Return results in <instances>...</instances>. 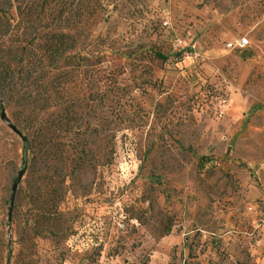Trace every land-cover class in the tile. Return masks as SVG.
Listing matches in <instances>:
<instances>
[{
  "label": "rangeland",
  "instance_id": "374dc122",
  "mask_svg": "<svg viewBox=\"0 0 264 264\" xmlns=\"http://www.w3.org/2000/svg\"><path fill=\"white\" fill-rule=\"evenodd\" d=\"M0 15V60L25 74L52 32L75 41L68 100L0 92V264H264V0Z\"/></svg>",
  "mask_w": 264,
  "mask_h": 264
},
{
  "label": "trees",
  "instance_id": "16d2710c",
  "mask_svg": "<svg viewBox=\"0 0 264 264\" xmlns=\"http://www.w3.org/2000/svg\"><path fill=\"white\" fill-rule=\"evenodd\" d=\"M2 15H0V20ZM47 43L42 44V50L44 54L39 58V62L43 64L41 71H33L25 74L24 68L21 67L19 70H15L7 64V62L0 60V92H7L8 90H14V88L19 85L20 89L17 94H20L22 99L27 98L26 90L21 91L22 84L30 80L32 85L40 88L38 92V99L41 98L44 101H51L58 98L62 100H68L70 97L67 95L68 87L65 86L67 79L69 78L70 71L65 70L61 72L60 64L69 62L71 56L67 55V52L74 47L75 41L73 37L67 33L62 32H52L48 38ZM86 59V58H84ZM34 65V63L32 64ZM31 65V66H32ZM54 67L59 70L60 74L57 76H48L43 70L45 67ZM55 94L59 96H55ZM70 103L71 100L66 101Z\"/></svg>",
  "mask_w": 264,
  "mask_h": 264
},
{
  "label": "water",
  "instance_id": "95a60500",
  "mask_svg": "<svg viewBox=\"0 0 264 264\" xmlns=\"http://www.w3.org/2000/svg\"><path fill=\"white\" fill-rule=\"evenodd\" d=\"M1 119L3 120V122H4L7 126H10L14 131L17 132L16 127H15L14 125H12V124L10 123L9 120H7L6 114L3 113V114L1 115Z\"/></svg>",
  "mask_w": 264,
  "mask_h": 264
}]
</instances>
